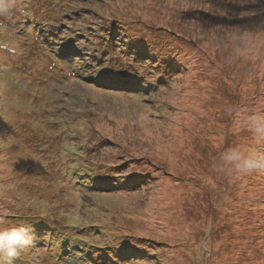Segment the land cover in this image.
I'll use <instances>...</instances> for the list:
<instances>
[{"label": "rangeland", "instance_id": "374dc122", "mask_svg": "<svg viewBox=\"0 0 264 264\" xmlns=\"http://www.w3.org/2000/svg\"><path fill=\"white\" fill-rule=\"evenodd\" d=\"M0 9V229L35 237L12 264H264V168L222 160L264 154V0Z\"/></svg>", "mask_w": 264, "mask_h": 264}, {"label": "clouds", "instance_id": "9594fccd", "mask_svg": "<svg viewBox=\"0 0 264 264\" xmlns=\"http://www.w3.org/2000/svg\"><path fill=\"white\" fill-rule=\"evenodd\" d=\"M5 9H0L3 14ZM235 54L240 55L239 48L234 49ZM254 130L264 138V118L254 119L252 122ZM222 160L231 170L249 172L264 168V154L253 155L240 147H232L222 155ZM4 221L0 219V224ZM34 235L27 227H8L0 229V264H12L19 253L34 242Z\"/></svg>", "mask_w": 264, "mask_h": 264}]
</instances>
